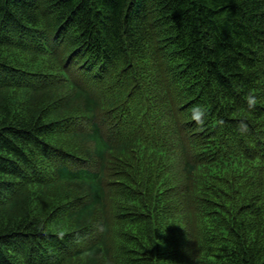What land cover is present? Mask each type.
Here are the masks:
<instances>
[{
    "label": "trees",
    "instance_id": "16d2710c",
    "mask_svg": "<svg viewBox=\"0 0 264 264\" xmlns=\"http://www.w3.org/2000/svg\"><path fill=\"white\" fill-rule=\"evenodd\" d=\"M0 264H264V0H0Z\"/></svg>",
    "mask_w": 264,
    "mask_h": 264
},
{
    "label": "clouds",
    "instance_id": "9594fccd",
    "mask_svg": "<svg viewBox=\"0 0 264 264\" xmlns=\"http://www.w3.org/2000/svg\"><path fill=\"white\" fill-rule=\"evenodd\" d=\"M257 103L256 97L253 95H249L247 97V105L249 109L253 108ZM191 119L196 121L198 124L203 125L205 120L207 119V112L203 107L197 106L192 109ZM223 123V121H221ZM239 130L241 132L247 131V124L241 122Z\"/></svg>",
    "mask_w": 264,
    "mask_h": 264
}]
</instances>
